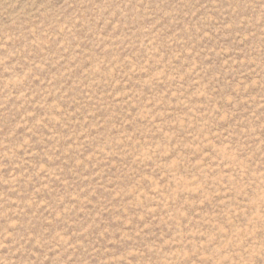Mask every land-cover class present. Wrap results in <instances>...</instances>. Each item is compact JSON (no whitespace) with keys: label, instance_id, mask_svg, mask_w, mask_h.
<instances>
[{"label":"rangeland","instance_id":"rangeland-1","mask_svg":"<svg viewBox=\"0 0 264 264\" xmlns=\"http://www.w3.org/2000/svg\"><path fill=\"white\" fill-rule=\"evenodd\" d=\"M0 264H264V0H0Z\"/></svg>","mask_w":264,"mask_h":264}]
</instances>
